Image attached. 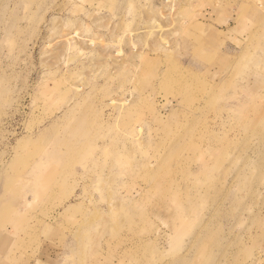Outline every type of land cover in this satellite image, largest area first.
Masks as SVG:
<instances>
[{
    "label": "rangeland",
    "instance_id": "374dc122",
    "mask_svg": "<svg viewBox=\"0 0 264 264\" xmlns=\"http://www.w3.org/2000/svg\"><path fill=\"white\" fill-rule=\"evenodd\" d=\"M0 264H264V0H0Z\"/></svg>",
    "mask_w": 264,
    "mask_h": 264
}]
</instances>
